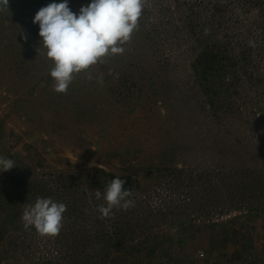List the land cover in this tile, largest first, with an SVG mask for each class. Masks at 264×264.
Instances as JSON below:
<instances>
[{
    "label": "rangeland",
    "instance_id": "obj_1",
    "mask_svg": "<svg viewBox=\"0 0 264 264\" xmlns=\"http://www.w3.org/2000/svg\"><path fill=\"white\" fill-rule=\"evenodd\" d=\"M155 1L159 21L171 13L176 21L177 0L150 5ZM52 2L62 0L0 3V157L15 162L0 169V179L25 176L51 187L66 182L77 192L72 196L86 191L88 204L83 200L82 216L81 204L67 209L55 236L21 221L24 209L43 197L38 187L17 218L0 211V264H264L261 217L209 214L222 200L205 192L211 180L205 172L229 158L235 135L229 118L198 116L185 103L183 111L176 98L182 65L171 59L157 68L148 52L156 46L143 32H132L122 54L74 73L68 90L56 93L53 64L37 51L39 26L32 23ZM90 3L68 0L77 14ZM152 18L147 25L156 23ZM96 170L132 175L133 206L101 218L86 187Z\"/></svg>",
    "mask_w": 264,
    "mask_h": 264
},
{
    "label": "trees",
    "instance_id": "obj_2",
    "mask_svg": "<svg viewBox=\"0 0 264 264\" xmlns=\"http://www.w3.org/2000/svg\"><path fill=\"white\" fill-rule=\"evenodd\" d=\"M150 1L143 0L133 32H143L150 38L148 42L155 44V49L148 52L157 68L171 59L177 67L182 65L178 75L176 72V98L181 101V109L184 111L185 103L198 116L229 118L227 129L235 133L234 143L227 147L225 164L215 163L205 172L206 178L211 177L205 192L214 200H222L209 214L235 211L264 221V0H177L176 21L171 13L163 16L165 23L157 16L160 3L155 1L151 6ZM151 18L156 23L147 25ZM217 133L212 136L217 138ZM117 177L126 180L125 188L133 195L137 182L132 175L103 170L88 175L86 187L93 191L90 198L95 207L102 200L97 202L95 191L103 193ZM0 184V211L10 210L13 218L18 217L19 205L27 204L26 199L37 187L44 193L42 198L53 195L67 209L81 204L83 210H76L81 216L83 200L88 204V193L82 190L79 197L72 196L77 192H72L66 182L51 187L38 180L33 185L25 176L9 175L0 179ZM120 246V242L115 244V248Z\"/></svg>",
    "mask_w": 264,
    "mask_h": 264
},
{
    "label": "clouds",
    "instance_id": "obj_3",
    "mask_svg": "<svg viewBox=\"0 0 264 264\" xmlns=\"http://www.w3.org/2000/svg\"><path fill=\"white\" fill-rule=\"evenodd\" d=\"M0 3L8 8V0ZM142 7L143 0H91L77 14L70 9L68 0H62L40 8L32 23L39 26L37 51L42 48L41 54L53 64L49 72L54 81L53 90L65 93L74 73L89 69L106 56L122 54L125 49L121 45L129 41L136 29ZM249 45L255 46L252 41ZM14 166V161L0 157L2 171ZM125 184V179L117 177L107 184L103 193L99 189L95 191V197L103 198L107 205L97 209L101 218L109 217L113 208L127 210L133 206V201L128 199L132 192ZM66 210L64 203L37 197L34 204L24 209L21 221L26 229L32 227L40 235L55 236L62 228Z\"/></svg>",
    "mask_w": 264,
    "mask_h": 264
}]
</instances>
